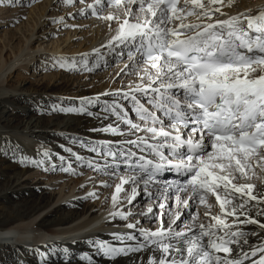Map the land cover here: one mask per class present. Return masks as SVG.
Returning a JSON list of instances; mask_svg holds the SVG:
<instances>
[{
	"label": "snow or ice",
	"instance_id": "snow-or-ice-1",
	"mask_svg": "<svg viewBox=\"0 0 264 264\" xmlns=\"http://www.w3.org/2000/svg\"><path fill=\"white\" fill-rule=\"evenodd\" d=\"M19 2L0 0L9 7ZM232 3L228 0L229 7ZM224 6L223 0H93L79 11L90 10L107 22L110 38L80 54L79 61L59 58L53 64L91 70L90 56L94 67L123 59L116 76L133 78L94 96L68 98L70 106L34 109L114 118L90 131L111 133L117 140L65 137L94 157L85 160L61 145L78 165L110 179L118 176L106 219L138 216L156 225L127 222L130 231L111 233L118 245L88 238L92 251L110 264L118 258L145 264L149 252L146 264H264V191H254L251 182L255 169L264 173V8L228 15ZM0 142L5 145L0 155L22 166L76 172L70 161L65 164V156H58L59 165L52 163V151L43 145L33 158L20 154L10 137H0ZM100 186L109 184L101 181ZM97 196L93 190L81 198ZM138 197L150 201L144 210L130 207ZM124 201L129 208L122 211ZM249 225L257 231H244ZM249 237L259 243L250 244ZM34 251L39 264H72L73 259L96 264L92 254L74 256L67 247Z\"/></svg>",
	"mask_w": 264,
	"mask_h": 264
},
{
	"label": "bare ground",
	"instance_id": "bare-ground-1",
	"mask_svg": "<svg viewBox=\"0 0 264 264\" xmlns=\"http://www.w3.org/2000/svg\"><path fill=\"white\" fill-rule=\"evenodd\" d=\"M52 1L45 0L44 5L39 8V12H36L39 17H37L38 20H35V25L43 21L41 17H43L46 7ZM89 3H93V1L83 0L80 5ZM223 3L225 6L221 10L228 15L244 10H251L255 14L264 8V0H233L231 7L228 6V0H223ZM74 8L75 6H71L66 13L68 16L57 19L56 23L59 21L70 22V27H72V24L82 23L76 18L80 14H70ZM105 8L104 15L109 11L107 6ZM66 9L67 7L63 3L62 10ZM32 10L34 12L35 8H32ZM30 13H32L31 10ZM217 16L220 19L226 18V16H220L219 14ZM90 25V38L88 41H84L83 45L79 43L76 47H73L69 41L75 33L72 29L68 30L60 41L53 38L50 40L46 35L38 40L37 46H30L29 44L35 35V26L34 24L31 25L30 33L25 36L24 45L21 46L19 53L11 52L15 55V61L10 65L11 68L9 66L5 69L6 63L3 62L2 56L3 49H0V137H10L14 144L19 145L18 152L20 154L35 158L36 150L43 145L51 149L52 163H61L58 156H65V162L75 161L65 151V148L61 147V145H65L72 147L73 151L88 160L94 157L95 154L88 152L86 148H80L79 145L68 144L65 137H68L69 140L72 135H77L81 139L96 141L119 139L111 133L90 131L91 128H99L107 123L114 122V118L96 120L78 113L41 112L34 109L37 105H44L46 108L51 104L70 106L68 98H71V95H74L75 98L94 96L106 90L122 87V85H116L113 81L105 84L101 80L103 76L100 77L98 82L93 81L94 83H89L84 77L77 76L63 82L36 85L29 90L31 91L30 95L24 96L17 93V91L23 92L21 86L11 87L6 84L7 71L12 69L13 66L21 65L24 62L28 64L36 59V51L44 50L47 52V56L53 58L54 56H60L71 63L73 58L80 60V54L89 53L92 48L98 47L110 38L107 22L95 19L91 21ZM115 27L116 25L113 23L112 28L115 29ZM44 29L45 27L41 28V30ZM53 33H56V30ZM46 38L49 42L46 41L48 44L44 46L41 39ZM94 59V56L89 57L91 61ZM121 66L122 63L116 67V70ZM61 97L65 99L61 100ZM73 104L78 106V99H74ZM92 110L99 111L100 109L93 108ZM131 115L133 114L130 113ZM3 147L5 145L0 142V149ZM35 168L22 166L12 159L0 155V264H19L20 261H23L24 264H39L38 255L34 249L39 247L43 252L48 246L67 247L74 256H78L82 252H88L93 255L96 264H110L103 256L96 255L85 241L88 238H98L118 245L119 242L113 241L111 238L112 232H125L123 230L126 228L125 224L135 220H140L139 226L149 224L148 220L138 216L131 217L129 221H120L119 218L116 220L106 219L111 210V194L114 187L109 192L108 188L101 187L102 196H97L98 207L85 201L83 203L81 201H66L64 199L67 196L75 194L78 182L74 180L76 184L72 186L69 182L58 184L56 183L57 180L54 182L52 180L58 179L59 176L48 177V174H46L45 179H42L45 173L42 170H34ZM254 171L256 175L253 176L251 181L256 185L254 191H264V173L259 169ZM103 178L104 176H101L100 180ZM118 182L119 180L116 181V183ZM126 186L128 185L123 187ZM126 188H130V186ZM79 192L80 186L77 193ZM104 196L105 198H103ZM149 203L146 202V205ZM216 210L214 207L212 211L215 212ZM164 219L167 218L164 217ZM126 230L128 229L126 228ZM244 231H257V226H246ZM249 243L257 244L259 240L256 237H249ZM148 255H152V253L144 254L145 264ZM156 258L158 259V256ZM72 264H85V262L73 259ZM116 264H128V261L126 258H118Z\"/></svg>",
	"mask_w": 264,
	"mask_h": 264
},
{
	"label": "rangeland",
	"instance_id": "rangeland-1",
	"mask_svg": "<svg viewBox=\"0 0 264 264\" xmlns=\"http://www.w3.org/2000/svg\"><path fill=\"white\" fill-rule=\"evenodd\" d=\"M44 2L45 0H20L19 3L14 4L11 7L7 6L6 4H0V49H3L2 56L4 59L3 62L6 63L5 69L15 61V55L11 52L20 51L21 46L24 45L25 36L30 33L31 25L33 24L35 26L34 29L35 35L33 36V39L29 44L30 46H37L39 42L38 40L46 35L47 37L50 38V40L53 38V39H59L60 41L64 38L67 31L71 29L72 31L74 30L75 32L74 35L71 36V38L69 39L73 47H76V45H78L79 43H82L83 45V42L88 41V39L90 38L89 33L91 30V25H90L91 21L97 18L91 15V11H89L86 14L81 13L79 9L86 8V5H80L79 0H74L73 3L70 5L65 4L67 9L64 11L62 10L63 7L62 0H53L46 7L44 11V15L43 17H41V20L43 21L40 24L35 25L36 22L35 20H38L37 17H39L36 12H39V8H41V6L44 5ZM71 6H75V8L71 10L70 14L73 15L76 13L80 14V16L76 18L82 23L80 24L78 23V25L77 23L72 24V27H70V22L68 23H65L63 21H59L57 23L53 22V20L56 21L57 19L67 17L68 16L66 14L68 12L67 10H69ZM32 8H35L34 12ZM30 10L32 11V13H30ZM105 10L106 8H104L103 14ZM57 13H59V15H57ZM65 25L68 26L65 27ZM73 25H76V27H73ZM44 27L45 29L41 30V28ZM54 30H56V33H53ZM41 40H43L44 46L48 44L47 42H49L48 38ZM35 55H36V59L29 62L28 64L24 62L21 65L13 66L12 69L7 71V75H6L7 86H11V87L21 86L23 88V92L17 91L18 94L28 96L31 93V91L29 90L36 85L63 82L67 79H73L74 77L77 76H79L80 78L84 77V79H86L89 83L98 82L100 80V77L103 76L101 80H103L105 84L108 83L109 81L110 82L113 81L115 82L116 85L119 86L121 85L126 86L128 84L129 79H133L132 77L116 76V73L121 70L124 64L123 59L119 61H112L109 64H104V62L102 61L98 67H94L93 64L91 63V60H89L90 62L88 68L91 70H68L66 68L62 69L58 66L53 67L55 60L62 58L60 56H54V58L51 56H47V52L44 50L36 51ZM77 61H79V59H77ZM121 63L122 66L120 68H117L116 70V67ZM70 97L75 98L74 95H71ZM55 164L59 165L60 163H55ZM65 164L67 165V162H65ZM71 164L72 167L76 169L75 174L71 172L65 173L59 170V168H57L54 171H45L42 168L36 167L34 170L37 171L42 170V172L45 173L42 179L46 178L45 177L46 174H48V177L59 176L57 177L59 180L58 179L52 180L53 182L57 180L56 183L58 184L69 182L72 186L73 184H76V182H78V186L75 188V194L67 196L66 199L64 200L74 201V202L81 201L82 203L85 201L94 204L95 207H98L99 205L97 204L98 202L97 198L89 197L86 199H82L81 197H84L87 192L93 190H95L98 195L102 196V190L100 186L101 181H107L109 186L106 188H108V192L111 191L116 181L119 180L118 176L110 179L109 176L98 173L83 164L78 165L75 161H71ZM120 174L121 175L124 174L123 170H121ZM166 175H170V174H166ZM101 176L102 177L104 176V178L100 180ZM80 183L81 184L84 183L83 184L84 187L83 188L80 187L81 193L80 192L77 193V191L79 190V186L81 185ZM126 187H129V185ZM126 187H124L125 190L130 189ZM56 190L58 189L56 188ZM124 195L125 193L122 192L121 196L123 197ZM103 198H105V196ZM136 201L137 203H135ZM136 201L133 203L132 206H130L132 210L135 211L144 210L147 206L146 202H150L149 200L142 199L140 197H138ZM125 205H126L125 208L121 209L122 211L127 210L129 208L126 202ZM154 211L159 213L158 209H154ZM141 227L153 228L155 227V223L147 224V225L143 224L141 225ZM123 230L126 231V228Z\"/></svg>",
	"mask_w": 264,
	"mask_h": 264
}]
</instances>
